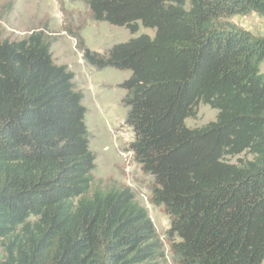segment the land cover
I'll return each instance as SVG.
<instances>
[{"label":"trees","instance_id":"obj_1","mask_svg":"<svg viewBox=\"0 0 264 264\" xmlns=\"http://www.w3.org/2000/svg\"><path fill=\"white\" fill-rule=\"evenodd\" d=\"M84 2L64 32L87 65L131 72L120 85L129 152L170 219L173 263L264 264V37L227 21L264 18V0ZM89 19L155 36L95 52ZM56 41L0 36V264H166L133 191L93 186L85 95L54 60ZM201 105L216 120L188 128Z\"/></svg>","mask_w":264,"mask_h":264},{"label":"rangeland","instance_id":"obj_2","mask_svg":"<svg viewBox=\"0 0 264 264\" xmlns=\"http://www.w3.org/2000/svg\"><path fill=\"white\" fill-rule=\"evenodd\" d=\"M87 12L84 0H0V36L10 41H21L33 31L44 30L49 39L57 40L51 49L54 60L58 65L67 66L70 72H75L74 82L85 95L83 105L88 110L86 124L91 136L90 149L96 157L97 166L93 173V186L117 184L129 187L155 226L164 246L166 264H174L165 241L170 219L163 207L150 203L154 179L142 173L129 152L134 137L125 123L127 108L122 105L125 91L120 85L129 79L131 72L115 69L98 71L87 65L76 49V41L64 32L65 28L77 27L79 21L86 18ZM227 21L254 37H264V18L256 13L235 16ZM81 34L88 49L102 53L115 44L128 42L143 34L154 37L155 30L141 27L138 33L132 34L127 28L89 19ZM261 72L264 74V63ZM217 114L216 110L201 105L196 119L186 120V125L190 129L204 127L214 122ZM230 162L237 164L238 159H230ZM3 258L4 252L0 249V259Z\"/></svg>","mask_w":264,"mask_h":264},{"label":"crops","instance_id":"obj_3","mask_svg":"<svg viewBox=\"0 0 264 264\" xmlns=\"http://www.w3.org/2000/svg\"><path fill=\"white\" fill-rule=\"evenodd\" d=\"M73 41H74V40H73ZM74 44H75V41H74ZM72 73H73V72H72ZM74 73H75V72H74ZM74 73H73V74H74ZM74 80H75V79H74Z\"/></svg>","mask_w":264,"mask_h":264}]
</instances>
